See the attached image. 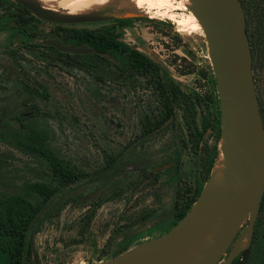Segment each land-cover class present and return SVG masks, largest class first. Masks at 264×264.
<instances>
[{"label": "rangeland", "instance_id": "rangeland-1", "mask_svg": "<svg viewBox=\"0 0 264 264\" xmlns=\"http://www.w3.org/2000/svg\"><path fill=\"white\" fill-rule=\"evenodd\" d=\"M32 1L44 8L48 3L46 9L55 13L69 10L63 0ZM143 6H116L92 15L96 21L63 24L35 16L17 0H0V18L21 14L32 24L25 40L18 37L13 20L0 28V129L8 134L22 123L31 125L43 134L46 146L82 175L66 185L44 157L21 149L10 136L0 138V197L21 194L38 206L25 237L1 235L0 264L2 247L22 240L24 264L109 259L170 229L185 208L184 197L209 185L205 160L219 152L220 102L205 32L187 20L186 12L158 14ZM63 27L114 28L119 40L155 60L165 78L172 77L195 99V133L185 124L183 107L174 108L163 126L148 133L146 124H156L163 108L152 85L128 75L122 59L118 65L108 53L106 61L93 57L99 64L91 68L77 53L44 44L63 42ZM254 74L264 88V72ZM224 132L221 126V137ZM150 171L159 174L148 175ZM36 184L53 186L56 193L42 194ZM118 188L123 193L104 201L89 218L92 202ZM255 228L257 243L248 264H264V211ZM238 256L245 264L242 252Z\"/></svg>", "mask_w": 264, "mask_h": 264}, {"label": "water", "instance_id": "water-1", "mask_svg": "<svg viewBox=\"0 0 264 264\" xmlns=\"http://www.w3.org/2000/svg\"><path fill=\"white\" fill-rule=\"evenodd\" d=\"M17 2L35 16L52 22L76 24L97 20L91 14L55 13L32 0ZM193 7L208 42L223 131L227 128L235 144L233 152L226 155L227 193L202 199L207 184L190 210L167 232L93 264H221L227 253L223 264H231L239 252L246 259L249 256L264 198V118L247 16L241 0H194ZM44 43L63 52H95L88 45L75 46L60 40ZM208 232L214 236L204 256L195 261L185 260L180 251L192 238ZM246 235L249 246L239 251L238 246ZM239 264L243 263L239 261Z\"/></svg>", "mask_w": 264, "mask_h": 264}, {"label": "trees", "instance_id": "trees-1", "mask_svg": "<svg viewBox=\"0 0 264 264\" xmlns=\"http://www.w3.org/2000/svg\"><path fill=\"white\" fill-rule=\"evenodd\" d=\"M244 6L246 16H247V27L250 37V42L253 50L254 56V70L255 72H264V0H241ZM14 21L18 26L19 32L24 31L27 27L28 18L19 14L18 16L12 17H2L0 18V28H7L8 20ZM122 24H125L124 20H121ZM26 29V28H25ZM62 38L63 43L72 44L75 46L88 45L95 49V52L88 54H76L77 56L83 57L84 65L94 68L99 62L91 61L93 57L100 58L102 61L109 60L107 57L103 56L104 53H108L110 56L122 59L124 66L129 67V72H126L130 76L138 75L147 80V83L152 85L154 92L159 97L160 103L163 108H161L158 117H160L156 124L147 123L146 128L148 133L152 132L154 128L164 125V122L170 118L172 110L176 107H183L186 110L185 114V124L191 133H195L198 127L197 123V105L195 99L188 97L185 92H183L180 85L172 78L166 77L161 72L159 64L136 49L130 47L123 40H119L118 33L108 34L104 31H99L97 29L87 28V27H63L62 28ZM27 31V30H25ZM126 54V58L123 55ZM122 56V57H120ZM257 82L258 95L261 104V111L264 118V88H262L261 83L259 86V81L261 78L255 76ZM216 83V79H215ZM217 87V84H216ZM216 95L218 96V89L216 88ZM220 113V106H219ZM23 120V117H19ZM219 133L221 139V113L217 119ZM3 131L0 129V138L10 136L21 149L34 152L44 157L50 163L54 170L55 175L66 185L76 183L81 178L82 175L77 171L76 167L71 165L68 161L60 158L55 154L46 144L44 143V136L37 129L31 125L22 123V125L15 131L7 130ZM218 148V146H217ZM217 151L215 155L208 161L205 160L207 165V174L212 173L216 159ZM180 159L177 160V165L179 166ZM159 173L154 174L152 171L148 175L158 176ZM177 175L175 176V178ZM179 178L177 177L174 181L178 183ZM179 186V185H178ZM34 189L42 194H47L52 197L56 190L53 186H48L46 184H36ZM202 188H199L193 195L184 197L185 208H182V213L180 219L190 210L193 204L196 202L200 194L202 193ZM123 188H118L111 193L99 197L92 202V207H94L88 214L89 218L95 215L97 209L107 201L112 198H116L123 193ZM69 201V200H68ZM180 205L179 197L177 196L174 201L175 209L178 210ZM264 211V198L261 206V211ZM38 213V206L33 204L28 200L27 196L21 194H12L4 198L0 197V226L2 234H11L20 237H25L27 229L31 220ZM179 219V220H180ZM175 221L171 228L177 224L179 221ZM166 231L159 233V236ZM155 236V237H156ZM257 243V229L255 228L252 240H251V253H249L245 264H248L252 257V249ZM23 251L24 242L21 241L18 246H3L2 247V262L3 264H24L23 262ZM122 253V252H120ZM119 253V254H120ZM118 255V254H117ZM240 257L237 255L234 259L233 264H239Z\"/></svg>", "mask_w": 264, "mask_h": 264}, {"label": "bare ground", "instance_id": "bare-ground-1", "mask_svg": "<svg viewBox=\"0 0 264 264\" xmlns=\"http://www.w3.org/2000/svg\"><path fill=\"white\" fill-rule=\"evenodd\" d=\"M52 2L54 3V1ZM57 3L54 4L56 5ZM130 3H133L140 8H143V5H145L158 14L159 12L172 10L186 12L188 21L201 25V22L198 19L197 9L193 7L194 0H63V4L67 9H69L66 14L71 15H96L105 9L114 8L116 6L122 8L127 7ZM234 149L235 144L233 138L227 128H225L224 135L220 139L219 152L211 173V179L209 180L208 185L209 187L203 192L202 199L209 200L213 197H222L227 193L226 173L229 169V165L226 155L233 152ZM213 236V233L208 232L192 238L180 251V255L188 261H195L199 258H202L205 252L209 249ZM248 246L249 237L246 235L239 244L238 250L243 251Z\"/></svg>", "mask_w": 264, "mask_h": 264}, {"label": "flooded vegetation", "instance_id": "flooded-vegetation-1", "mask_svg": "<svg viewBox=\"0 0 264 264\" xmlns=\"http://www.w3.org/2000/svg\"><path fill=\"white\" fill-rule=\"evenodd\" d=\"M172 19V18H171ZM28 25H27V27H25L24 28V31H22V32H19V30L17 31V35H18V37L19 38H21V39H27V38H29L30 36H31V31L30 30H28V27L29 26H32V24H31V22H29V23H27ZM25 30H27V31H25ZM97 30H99V31H104V32H106V33H108V34H111V33H116L115 31H114V28L113 29H111V30H109V31H107V30H103V29H97ZM119 39V38H118ZM45 44V43H44ZM45 45H48V44H45ZM48 46H51V45H48ZM54 47V46H53ZM56 48V47H55ZM103 56H105V54H103ZM110 57H113V56H110ZM112 62H114V63H116V64H118V65H121V62L118 60V58L117 57H113V60L112 59H110ZM123 69V68H122ZM24 118V117H23ZM0 224H1V222H0ZM171 229V228H170ZM169 230V229H168ZM1 235H2V232H1V226H0V239H1ZM157 237V236H156ZM155 238V237H154ZM229 252V251H228ZM227 255H228V253L224 256V258L223 259H226L227 258ZM235 259V258H234ZM233 262H234V260L232 261V263L231 264H233Z\"/></svg>", "mask_w": 264, "mask_h": 264}]
</instances>
